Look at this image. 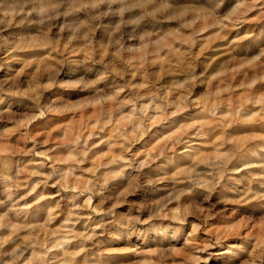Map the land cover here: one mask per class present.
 I'll use <instances>...</instances> for the list:
<instances>
[{
	"label": "rangeland",
	"instance_id": "374dc122",
	"mask_svg": "<svg viewBox=\"0 0 264 264\" xmlns=\"http://www.w3.org/2000/svg\"><path fill=\"white\" fill-rule=\"evenodd\" d=\"M263 114L264 0H0V264H264Z\"/></svg>",
	"mask_w": 264,
	"mask_h": 264
},
{
	"label": "bare ground",
	"instance_id": "6f19581e",
	"mask_svg": "<svg viewBox=\"0 0 264 264\" xmlns=\"http://www.w3.org/2000/svg\"><path fill=\"white\" fill-rule=\"evenodd\" d=\"M209 112H210V114H211L212 116H213V115L216 116V115L219 113V111H218V110L216 109V107H214V106H213V108H210ZM147 114H148V113H147ZM151 115H152V114H151ZM153 115H154V114H153ZM218 115H220V114H218ZM148 117H149V116H148ZM151 117H152V116H151ZM151 117H150V118H151ZM153 117H154V116H153ZM150 118H149V119H150ZM261 118H264V114L261 116ZM137 119H138V118H137ZM149 119H148V120H149ZM151 119H152V118H151ZM152 120H153V119H152ZM139 122H140V121H138V124H137V122H136L135 124H137L138 126L142 125V124L139 125ZM151 122H153V121H151ZM140 123H141V122H140ZM132 124H134V123H132ZM135 124H134V126H135ZM137 125H136V126H137ZM148 125H149V124H148ZM132 126H133V125H132ZM136 126H135V128H136ZM130 127H131V125H130ZM194 130H195V129H194ZM141 132H142V131H141ZM191 133H192V132H191ZM191 133H187V134H185L184 136H185V137L192 136ZM198 133H200L199 136L197 137V138H200V139H198L199 141H198V140H197V141H193V140H190V139H189V141H187V140H186V141H183V139L185 138L184 136H181L182 138H180V137L177 138L176 141H177V143H180V144H201V143H202V138H203L202 134H204V131H200V130H198V131H197V134H198ZM140 134H141V133H140ZM125 135H126V133H125ZM142 135H143V134H142ZM79 140H80V142L83 141L82 144H86L88 138H85L84 136H83L82 138H80V137L78 136L77 139H76V141L79 142ZM166 142H167V141H166ZM170 143H171V142H170ZM165 144H167V143H165ZM83 146H84V145H83ZM183 146L186 147V145H183ZM195 147H198V146H195ZM191 149L193 150V147H192V146H190V149H188V151H190ZM194 150H195V149H194ZM82 152H83V151H82ZM190 152H192V151H190ZM190 152H189V153H190ZM193 152H194V151H193ZM189 153H188V154H189ZM190 154H191V153H190ZM72 170H73V169H72ZM70 171H71V170H70ZM65 172L68 174V171H65ZM67 174H63L62 177H63L64 175L66 176ZM62 177H61V178H62ZM66 178H67V176H66ZM66 178H65V180H66ZM63 179H64V177H63ZM49 216H50V215H49ZM42 240H44V239H42ZM55 240H56V239H55ZM53 241H54V240H53ZM56 241H57V242H56ZM56 241H54L55 243H53L52 245H49V246H48V244H47V245L45 246V248H46L47 250H46V249H45V250H46V251H49L50 248H54V247L57 248L58 245L62 244L60 240L57 239ZM227 251H228V250H227ZM227 251H226V252H227ZM224 252H225V251H224ZM227 253H228V252H227ZM54 257H56V256H54ZM42 259H43V258H42ZM43 261H44V260H43ZM43 261H42V262H43Z\"/></svg>",
	"mask_w": 264,
	"mask_h": 264
}]
</instances>
